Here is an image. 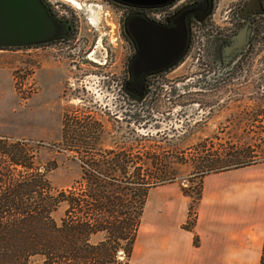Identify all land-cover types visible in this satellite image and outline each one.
Here are the masks:
<instances>
[{
	"label": "rangeland",
	"instance_id": "1",
	"mask_svg": "<svg viewBox=\"0 0 264 264\" xmlns=\"http://www.w3.org/2000/svg\"><path fill=\"white\" fill-rule=\"evenodd\" d=\"M56 1L84 17L72 0L68 1L73 4ZM257 46L231 77L215 80L206 65L195 63L192 69L196 74L179 82L175 79L186 71L184 67L176 69L167 76L163 90L153 93L144 105L127 101L118 93L108 94L93 80L87 84L92 87L87 89L89 99L85 98L72 88V73L67 71L64 80L52 75L48 49L0 50V135L32 143L41 166H54L49 172L52 184L57 188L73 185L66 190L70 199H76L72 215L98 220L93 222L97 229L104 219L118 217L129 223V210L93 206L101 197L91 192L89 175L81 176L83 166L99 171L115 167L123 172L122 180L140 183L129 187L144 188L145 193L146 184L156 182L159 174L175 176L173 182L149 189L140 226L158 228L159 206L154 201L162 186L182 187L195 197L203 176L200 171L226 166L222 160L229 152L241 155L247 166L264 163V40ZM67 63L63 62V69L69 68ZM118 156L120 163L115 162ZM173 170L174 175L170 173ZM64 208L54 213L58 221ZM194 220V216L189 218L190 223ZM124 227L125 233L131 231L132 226ZM139 232L140 227L137 235ZM142 239L143 234L140 249L134 246L130 264H142ZM120 240L114 239L111 245L127 242Z\"/></svg>",
	"mask_w": 264,
	"mask_h": 264
},
{
	"label": "flooded vegetation",
	"instance_id": "2",
	"mask_svg": "<svg viewBox=\"0 0 264 264\" xmlns=\"http://www.w3.org/2000/svg\"><path fill=\"white\" fill-rule=\"evenodd\" d=\"M43 2L57 30L49 41L35 42L29 48L50 50L52 75L64 80L67 71L72 73V88L88 99L87 89L92 87L87 84L93 80L108 94L118 93L127 101L144 105L153 93L163 90L167 76L176 69L184 67L186 71L175 79L179 82L196 74L192 69L195 63L206 65L215 80L231 77L264 40V0H169L154 5L82 0V4L77 1L80 8L69 2L84 17L59 1ZM88 13L90 16H85ZM144 24L183 33L185 48L169 66L153 69L138 61L135 28ZM65 60L67 70L61 66Z\"/></svg>",
	"mask_w": 264,
	"mask_h": 264
},
{
	"label": "trees",
	"instance_id": "3",
	"mask_svg": "<svg viewBox=\"0 0 264 264\" xmlns=\"http://www.w3.org/2000/svg\"><path fill=\"white\" fill-rule=\"evenodd\" d=\"M37 152L32 143L0 135V264H130L150 187L171 183L175 176L159 174L156 182L146 184L148 190L145 193L144 188L140 191L139 188L129 187L130 184L140 183L122 180L123 172L115 167L101 169L102 172L83 166L81 176L89 175L91 192L101 197L93 206L99 209L107 207L113 211L117 208L119 212L126 208L129 210V223L118 217L113 221L104 219L100 229H97L93 222L98 223V220L72 215L71 208H76V199H70L66 190L73 185L55 187L49 178L54 166H41ZM121 161L120 156L115 160L116 163ZM214 161L219 165L220 160ZM246 162L238 153L229 152L222 160L226 166L213 167L207 173L200 172L205 176L246 167ZM35 164L39 167L35 168ZM170 173L174 175L176 171ZM203 176L195 197L182 188L191 198L185 228L195 225ZM62 206L65 207L64 212L58 221L54 213ZM192 216L195 220L190 223ZM129 225L132 226L131 231L125 233L124 226ZM119 238L127 242L124 245L119 242L111 245L114 239Z\"/></svg>",
	"mask_w": 264,
	"mask_h": 264
},
{
	"label": "crops",
	"instance_id": "4",
	"mask_svg": "<svg viewBox=\"0 0 264 264\" xmlns=\"http://www.w3.org/2000/svg\"><path fill=\"white\" fill-rule=\"evenodd\" d=\"M158 191L160 226H140L135 245L143 234L142 264H262L264 163L204 176L192 228L184 227L191 198L182 187Z\"/></svg>",
	"mask_w": 264,
	"mask_h": 264
},
{
	"label": "water",
	"instance_id": "5",
	"mask_svg": "<svg viewBox=\"0 0 264 264\" xmlns=\"http://www.w3.org/2000/svg\"><path fill=\"white\" fill-rule=\"evenodd\" d=\"M136 4H161L169 0H124ZM138 61L157 69L171 64L185 48L180 30L169 31L144 24L137 26ZM56 22L43 0H0V49L26 48L54 36Z\"/></svg>",
	"mask_w": 264,
	"mask_h": 264
},
{
	"label": "bare ground",
	"instance_id": "6",
	"mask_svg": "<svg viewBox=\"0 0 264 264\" xmlns=\"http://www.w3.org/2000/svg\"><path fill=\"white\" fill-rule=\"evenodd\" d=\"M72 1H73L75 4H78L79 7H81L80 4H79L76 0H72Z\"/></svg>",
	"mask_w": 264,
	"mask_h": 264
}]
</instances>
